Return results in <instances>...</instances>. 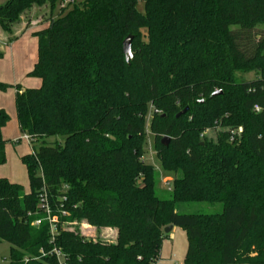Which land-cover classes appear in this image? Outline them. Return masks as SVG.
I'll return each mask as SVG.
<instances>
[{"label": "trees", "instance_id": "16d2710c", "mask_svg": "<svg viewBox=\"0 0 264 264\" xmlns=\"http://www.w3.org/2000/svg\"><path fill=\"white\" fill-rule=\"evenodd\" d=\"M61 1L0 6L8 34L33 7L50 9L48 26L33 33L29 75L42 84L17 85L15 95L21 132L39 141L22 157L30 191L0 177V241L11 244L10 264L26 256L27 264H57L40 254L54 245L72 264H153L169 225L187 233L184 264H264V0ZM249 73L255 78L239 77ZM149 113L159 163L174 173L168 198L143 159ZM9 119L0 108V163ZM42 189L58 218L54 243ZM181 202H220L223 211L182 214ZM75 221L116 228L117 238L84 237L67 227Z\"/></svg>", "mask_w": 264, "mask_h": 264}, {"label": "rangeland", "instance_id": "374dc122", "mask_svg": "<svg viewBox=\"0 0 264 264\" xmlns=\"http://www.w3.org/2000/svg\"><path fill=\"white\" fill-rule=\"evenodd\" d=\"M10 0H0V6ZM60 8V7H59ZM57 7L53 12V17L59 15ZM139 9L144 10L143 4H139ZM27 13V12H26ZM25 13V14H26ZM24 14V15H25ZM23 15V16H24ZM20 26L13 29V33L8 34L2 30L0 36V51L3 56L0 58V82L12 85L5 90L0 89V107L4 108L9 114V122L5 126V135L3 138L7 141L5 145V161L0 163V177L7 178L11 182L19 183L24 187L25 192L30 191V179L26 165L22 157L33 153V146H38L39 141L30 144L24 139V134L18 127L17 112L15 105L16 86L20 85L22 89L38 88L42 84L40 78L30 76L29 73L34 69L37 61L38 42L33 33L28 30L23 33L25 23L31 19L37 21L36 27L47 21L50 17L48 6L37 7L26 14ZM28 25V24H27ZM1 27V26H0ZM2 29V28H1ZM20 32L10 41L14 34ZM11 43V44H10ZM243 80L255 78L254 73L239 76ZM148 114L146 131L148 132L143 159L155 167V184L161 197L168 198L173 188L174 173L162 168L157 158V151L154 147V139L149 130ZM208 138L216 140L217 130L208 129L205 131ZM55 138H48V143H53ZM176 211L182 214H215L223 211V204L220 202H181L176 205ZM35 222V221H34ZM68 228L79 232L84 237L90 239H102L105 241H115L117 238V229L113 227H96L83 222L68 223ZM188 249V238L184 228L176 226L173 230L165 233L160 257L154 264H184ZM11 244L5 240L0 241V264H10L11 262Z\"/></svg>", "mask_w": 264, "mask_h": 264}, {"label": "built area", "instance_id": "2783aa9c", "mask_svg": "<svg viewBox=\"0 0 264 264\" xmlns=\"http://www.w3.org/2000/svg\"><path fill=\"white\" fill-rule=\"evenodd\" d=\"M73 1L74 0H62L60 2V7L64 8L68 4L72 3ZM254 109L257 112H259L261 110L259 105H255ZM242 130H243L242 128H239L237 131H232L231 141L237 140V138L240 137ZM24 139H26L31 144V141H32L31 136H29L28 134H24ZM38 197L40 200V207L43 209V212L47 215V219L51 222V234H52L51 242L54 243L55 234L57 231L58 218L51 216V207L49 204V195H48L47 191L45 189H42V191L40 192ZM63 214L66 215L67 213L65 211H63ZM40 222H41V220L38 219L33 224L39 225ZM40 254L43 257L49 256V255L54 256L57 260V264H72L69 256L66 253H64L60 247H58L56 245H54L52 247V249H50L49 251L41 249ZM30 260H31V257L26 256L24 258V263L27 264ZM156 261H158V260H156Z\"/></svg>", "mask_w": 264, "mask_h": 264}, {"label": "water", "instance_id": "95a60500", "mask_svg": "<svg viewBox=\"0 0 264 264\" xmlns=\"http://www.w3.org/2000/svg\"><path fill=\"white\" fill-rule=\"evenodd\" d=\"M132 42H133V36L132 35H128L125 40L123 41V52L126 56V61L129 63L131 58L133 57V50H132ZM222 91H216L213 93L212 96H216V95H219L221 94ZM189 110V107H186L184 110H182L178 115L177 117H180L182 115H184L187 111ZM170 141V138L169 137H164L163 140H162V143L164 145H168ZM173 228V225H169L165 228V233H168L172 230Z\"/></svg>", "mask_w": 264, "mask_h": 264}, {"label": "crops", "instance_id": "0c3cea01", "mask_svg": "<svg viewBox=\"0 0 264 264\" xmlns=\"http://www.w3.org/2000/svg\"><path fill=\"white\" fill-rule=\"evenodd\" d=\"M35 8H36V6L35 7H33L32 9H30L29 11H27V13L28 12H30V11H32V10H35ZM26 13V14H27ZM24 15V16H22V18H21V21L19 22V23H17L16 25H14V27H13V29L16 27V26H20V24L22 23V22H24L23 21V19H24V17L25 16H27V15ZM48 19V18H47ZM35 21H37V20H35V19H31V21L30 22H27V23H25L26 25H25V27H24V29H23V33H25L26 31H28V30H30L32 33H34L35 31H38V30H41V29H44V28H46L47 26H48V24H49V22L48 21H46V22H44L43 24H40L38 27H36V24H37V22H35ZM28 24V25H27ZM2 32V29H1V27H0V36H1V33ZM20 32H17V34H14L13 36H17L18 34H19ZM36 38V37H35ZM37 39V38H36ZM11 44V43H10ZM37 62V61H36ZM35 62V63H36ZM0 108H2V107H0ZM18 120V119H17ZM18 127H19V123H18ZM5 127L3 128V131H2V133H3V135H5ZM19 129H20V127H19ZM21 131V130H20ZM176 226H173V228H172V230L175 228Z\"/></svg>", "mask_w": 264, "mask_h": 264}]
</instances>
